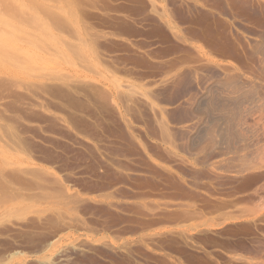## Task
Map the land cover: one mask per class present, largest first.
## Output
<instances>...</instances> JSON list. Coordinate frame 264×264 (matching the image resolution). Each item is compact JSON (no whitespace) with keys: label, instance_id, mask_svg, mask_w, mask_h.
I'll return each mask as SVG.
<instances>
[{"label":"rangeland","instance_id":"rangeland-1","mask_svg":"<svg viewBox=\"0 0 264 264\" xmlns=\"http://www.w3.org/2000/svg\"><path fill=\"white\" fill-rule=\"evenodd\" d=\"M0 264H264V0H0Z\"/></svg>","mask_w":264,"mask_h":264}]
</instances>
